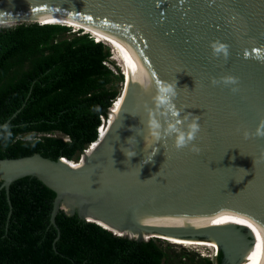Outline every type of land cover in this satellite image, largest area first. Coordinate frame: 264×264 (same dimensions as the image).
<instances>
[{"label":"water","instance_id":"95a60500","mask_svg":"<svg viewBox=\"0 0 264 264\" xmlns=\"http://www.w3.org/2000/svg\"><path fill=\"white\" fill-rule=\"evenodd\" d=\"M44 11L108 37L127 86L124 78V99L108 114L105 135L98 130L97 141L70 160L83 158L86 167L72 169L63 156L0 159L8 217L10 185L35 178L55 193L49 217L55 242V218L63 212L136 241L160 238L121 230L214 239L224 264H264V138L243 135L264 120V0H0L6 17ZM23 23L57 24L25 17L0 27ZM216 40L229 45L226 61L212 56ZM141 74L144 84L134 79ZM227 75L239 78L235 94L210 84ZM157 80H176V107L182 116L200 117L198 155L147 135L143 106H151Z\"/></svg>","mask_w":264,"mask_h":264},{"label":"trees","instance_id":"16d2710c","mask_svg":"<svg viewBox=\"0 0 264 264\" xmlns=\"http://www.w3.org/2000/svg\"><path fill=\"white\" fill-rule=\"evenodd\" d=\"M71 28L0 27V126L6 124L0 128V159L40 154L73 160L97 141L102 119L105 126L119 99L113 83L124 77L107 65L114 64L103 42L83 30L67 36ZM57 132L67 140L52 136ZM54 197L35 178L15 181L8 217L7 195L0 190V264H167L159 240L117 236L63 212L55 218V242L57 231L49 223ZM223 257L219 250L216 264H224Z\"/></svg>","mask_w":264,"mask_h":264},{"label":"clouds","instance_id":"9594fccd","mask_svg":"<svg viewBox=\"0 0 264 264\" xmlns=\"http://www.w3.org/2000/svg\"><path fill=\"white\" fill-rule=\"evenodd\" d=\"M94 40L96 41V38H94ZM210 48L213 57L219 58L222 56L225 61L228 59L229 45L216 40L210 43ZM134 79L144 84L142 74L134 77ZM239 83V78L232 75L223 76L219 79L213 77L210 80V84L213 87L223 85L229 87L234 94L239 91ZM144 86L147 89V85ZM177 95L176 80L171 82L157 80L155 84V94L151 96V106H149V103H145L143 106L147 118L146 120L141 119V123L147 130V135L154 143L172 140V145L177 151L189 148L192 153L198 155L201 149L194 141L197 140L198 134L201 131L199 123L200 117L193 116L191 113L182 116L181 109L177 108L175 104ZM130 130L134 131L137 135H141V133L137 131V128ZM243 135L245 139L252 137L264 138V120L260 121L255 133L245 131ZM130 140H135V137L129 138L128 141ZM123 152L129 159L135 156L134 151ZM154 155H156V153ZM158 174L159 172L156 175ZM216 253H218V250Z\"/></svg>","mask_w":264,"mask_h":264},{"label":"bare ground","instance_id":"6f19581e","mask_svg":"<svg viewBox=\"0 0 264 264\" xmlns=\"http://www.w3.org/2000/svg\"><path fill=\"white\" fill-rule=\"evenodd\" d=\"M38 12H41V10L38 9ZM19 13H22V12H18V14ZM10 15H6V14L3 15L2 12H0V23H4V24L5 23H10V22H13V20L24 19L26 17V18H29V19L37 20L39 22L57 23V24H60V25L76 28L78 30H85V32L91 33L92 36L94 38H96L97 42H103V43L107 44L108 46H110V48L112 49V52L114 54V58H116V54H115V52H114V50L112 48V42L108 39V37H106V36H104L102 34H99V33L95 32V31L91 30L90 28L82 25V24H79V23H76V22L61 18L59 16L47 13L45 11L43 13H39V16L38 15L37 16H33L34 14L29 13V15L25 16V17H23V15L22 16H17V17H11V18L10 17H6V16H10ZM116 60H117V58H116ZM120 68L123 71V77L126 79V86H127V78H126L124 69H123L121 64H120ZM123 82H124V80H123ZM121 93H122V91H121ZM124 95H125V91H124V94H123L122 97H121V95H119V99L117 100V102H119L120 105L123 102ZM117 102L115 103V106H116ZM117 110L118 109L116 107H114L112 112L117 111ZM104 135H105V131H102L101 132V137H103ZM92 149H94L93 146H91V148H89L87 150V152H86V154L84 156L86 157V155H87L90 158L91 155H92V151H93ZM62 161L68 167H70L72 169H80V168L86 167V165H87L86 164V160L83 159V158L81 159V161H78V162L70 161V160H67V159H63ZM121 231H123L124 234L126 233L127 235H130V236H133V237H143V238H146V239L149 238V237H154V238L155 237H160L162 239L167 240L170 244L184 246V247L200 246V247H209V248L211 247V248L214 249V251L218 250V243L214 239H205V240L188 239V238H181V237H173L172 235H161L158 232L153 233L152 231H137V232H134V231H130V230H127V229H124V230H121Z\"/></svg>","mask_w":264,"mask_h":264},{"label":"rangeland","instance_id":"374dc122","mask_svg":"<svg viewBox=\"0 0 264 264\" xmlns=\"http://www.w3.org/2000/svg\"><path fill=\"white\" fill-rule=\"evenodd\" d=\"M77 30L78 29H76V28H71V30L66 32V34H67V36H69L68 34L76 33ZM85 33H88L92 36V34L89 32H85ZM105 45L109 49V51L111 52L110 60L114 64V65H111V64H107V65L116 74H117V71L115 70L114 66H117L119 74H121L122 69L120 68V63L116 60V58H114V54H113L110 46H108L107 44H105ZM113 84H114V88L116 90H118L119 93H121L123 81H122V83L114 82ZM102 120L105 122V119H102ZM108 122H109V120H108ZM103 130H105V126H103L100 129V137H101V132ZM52 136L60 137V138H63L64 140H67V138L64 135H62L61 133H58V132L53 133ZM158 238H160V237H158ZM156 240H159L158 243L161 244L162 247L165 249V251L168 253L169 257L167 258V264H202L203 258H207L211 264H216V262H215L216 250L214 251V249L211 247L210 248L209 247H200V246L184 247V246H179V245H174V244L172 245L167 240L162 239V238L156 239Z\"/></svg>","mask_w":264,"mask_h":264},{"label":"snow or ice","instance_id":"6c2138e0","mask_svg":"<svg viewBox=\"0 0 264 264\" xmlns=\"http://www.w3.org/2000/svg\"><path fill=\"white\" fill-rule=\"evenodd\" d=\"M115 107H116L117 109H119V107H120V103L117 102V104H116ZM93 147H95V145H93ZM216 222L219 223V221H216ZM249 227H251V225H249ZM253 231H255V229H253ZM257 241H259V234H257ZM256 247H257V249H259V247H260L259 243H257ZM253 255H255V253H254ZM249 259L251 260L252 257L250 256Z\"/></svg>","mask_w":264,"mask_h":264},{"label":"built area","instance_id":"2783aa9c","mask_svg":"<svg viewBox=\"0 0 264 264\" xmlns=\"http://www.w3.org/2000/svg\"><path fill=\"white\" fill-rule=\"evenodd\" d=\"M99 130H100V128H99Z\"/></svg>","mask_w":264,"mask_h":264},{"label":"flooded vegetation","instance_id":"af4514ba","mask_svg":"<svg viewBox=\"0 0 264 264\" xmlns=\"http://www.w3.org/2000/svg\"><path fill=\"white\" fill-rule=\"evenodd\" d=\"M12 210V209H11Z\"/></svg>","mask_w":264,"mask_h":264}]
</instances>
